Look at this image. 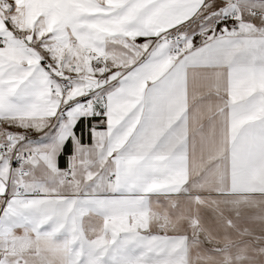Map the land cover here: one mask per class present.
I'll return each instance as SVG.
<instances>
[{"label":"snow or ice","instance_id":"6c2138e0","mask_svg":"<svg viewBox=\"0 0 264 264\" xmlns=\"http://www.w3.org/2000/svg\"><path fill=\"white\" fill-rule=\"evenodd\" d=\"M0 264H264V0H0Z\"/></svg>","mask_w":264,"mask_h":264}]
</instances>
